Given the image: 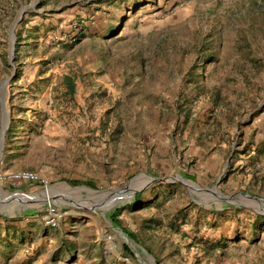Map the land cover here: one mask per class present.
Masks as SVG:
<instances>
[{
	"label": "rangeland",
	"instance_id": "1",
	"mask_svg": "<svg viewBox=\"0 0 264 264\" xmlns=\"http://www.w3.org/2000/svg\"><path fill=\"white\" fill-rule=\"evenodd\" d=\"M7 78L0 264H264V0H0Z\"/></svg>",
	"mask_w": 264,
	"mask_h": 264
},
{
	"label": "water",
	"instance_id": "2",
	"mask_svg": "<svg viewBox=\"0 0 264 264\" xmlns=\"http://www.w3.org/2000/svg\"><path fill=\"white\" fill-rule=\"evenodd\" d=\"M13 44H14V39H13V36H12V40H11V53H10V61L12 60V54H13ZM10 81V78H7L3 81L2 83V86H1V91H2V96H1V106H2V112H3V118H2V126H1V131H0V158H1V152H2V146H3V141H4V135H5V132L7 130V126H8V115L7 113H5V110H6V106H5V98H6V95H7V92H6V89H7V85ZM4 115H5V123L3 122L4 121ZM141 175H144V174H141ZM146 176V175H145ZM149 181L148 183L141 187L140 189L134 191L132 193V197L138 193V192H141L145 189H147L151 184L153 183H156V182H160V181H166V182H181V183H184L180 177L176 176L174 178H167V179H159V178H152V177H149V176H146ZM135 179V178H134ZM134 179H132L131 181H133ZM131 181L129 182V184L131 183ZM50 188H53L54 186H49ZM83 188H86L88 190H91L93 192H98L96 190H93L92 188L90 187H83ZM126 187L123 188V190H125ZM111 191H114V192H117L118 189H115V190H111ZM216 191L215 189H213V191H210V192H214ZM246 199L248 197L244 196ZM253 202H256V203H261V202H264V200H259V199H254V198H251ZM7 199H5L2 195L0 196V206H4L5 202H6ZM252 207V206H251ZM255 211L257 212H261V213H264V209H259V208H254V206L252 207ZM9 211H5V212H0V215H7L11 212V209L10 207L8 208Z\"/></svg>",
	"mask_w": 264,
	"mask_h": 264
},
{
	"label": "bare ground",
	"instance_id": "3",
	"mask_svg": "<svg viewBox=\"0 0 264 264\" xmlns=\"http://www.w3.org/2000/svg\"><path fill=\"white\" fill-rule=\"evenodd\" d=\"M6 112L7 111H5V113ZM4 123H5V115H4ZM136 184H137L136 181H133L127 188H125V190H119V191L123 192V194H124V192H125V194L129 193V196H132V193L136 189ZM66 188L68 190H71V191H85V192L89 193L90 195H96V196H100L101 194L103 195V193H107V192H93V191L88 190V189H80V188L75 189V190L74 189H70L68 187H66ZM49 193H50L49 189H45L43 191V194L45 195V197H48ZM112 193H110V194H112ZM45 199H48V198H45ZM118 201H119V199L113 201L114 204H115L114 206H117L119 204ZM262 203L264 204V202H261V203H258V204L261 205Z\"/></svg>",
	"mask_w": 264,
	"mask_h": 264
},
{
	"label": "built area",
	"instance_id": "4",
	"mask_svg": "<svg viewBox=\"0 0 264 264\" xmlns=\"http://www.w3.org/2000/svg\"><path fill=\"white\" fill-rule=\"evenodd\" d=\"M13 178L15 179H23V180H32L34 179V177L28 173H21V174H18V175H14ZM51 212H53V210H51ZM51 220L49 221V224H51L52 226L55 225V219H56V216L54 214H52L51 216Z\"/></svg>",
	"mask_w": 264,
	"mask_h": 264
},
{
	"label": "trees",
	"instance_id": "5",
	"mask_svg": "<svg viewBox=\"0 0 264 264\" xmlns=\"http://www.w3.org/2000/svg\"><path fill=\"white\" fill-rule=\"evenodd\" d=\"M69 183L71 184V185H77L78 183L76 182V181H69ZM89 187H92V185L91 184H87ZM122 229V228H121ZM124 233H126L125 231H123ZM127 234V236L128 237H130V234H128V233H126Z\"/></svg>",
	"mask_w": 264,
	"mask_h": 264
}]
</instances>
